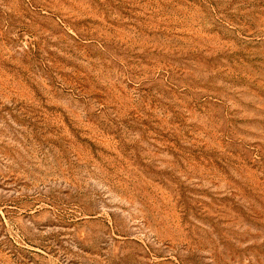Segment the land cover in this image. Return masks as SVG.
I'll return each instance as SVG.
<instances>
[{"label":"rangeland","instance_id":"374dc122","mask_svg":"<svg viewBox=\"0 0 264 264\" xmlns=\"http://www.w3.org/2000/svg\"><path fill=\"white\" fill-rule=\"evenodd\" d=\"M0 264H264V0H0Z\"/></svg>","mask_w":264,"mask_h":264}]
</instances>
